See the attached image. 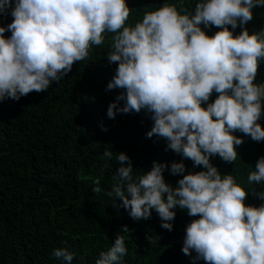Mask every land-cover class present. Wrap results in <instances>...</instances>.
Listing matches in <instances>:
<instances>
[{
	"label": "clouds",
	"instance_id": "clouds-1",
	"mask_svg": "<svg viewBox=\"0 0 264 264\" xmlns=\"http://www.w3.org/2000/svg\"><path fill=\"white\" fill-rule=\"evenodd\" d=\"M258 6L264 7V0H198L189 12L166 2L131 25L126 0H0V15L12 17L0 26V102L45 92L53 81L59 84L74 63L86 60L93 46L103 45L111 34L105 58L117 67L107 90L123 91L109 103L107 117L145 110L153 120L146 136L164 138L166 150L203 170L184 174L182 162L153 161L148 172L137 176L130 158L120 152L115 157L120 167L106 194L118 198L115 207L136 221L149 219L155 210L161 228L169 232L173 209L198 217L186 226L182 246L185 255L195 252L193 261L264 264V203L246 205L248 190L210 162L217 155L226 163L236 161L243 140L234 132L264 140L258 123L264 83H254L264 60V29L250 34L244 27ZM201 25L219 30L209 36ZM238 25L241 31L234 35ZM6 31L11 33L7 38ZM213 92L216 98L209 103ZM112 158L105 149L100 173L92 178L93 193L101 192ZM166 169L183 174L177 187L165 182ZM262 182L264 156L247 175L249 185ZM254 194L264 200V192ZM128 231L122 225L119 233ZM125 239L117 234L95 264H120L128 251ZM51 255L61 264H72L76 256L64 247Z\"/></svg>",
	"mask_w": 264,
	"mask_h": 264
},
{
	"label": "trees",
	"instance_id": "trees-1",
	"mask_svg": "<svg viewBox=\"0 0 264 264\" xmlns=\"http://www.w3.org/2000/svg\"><path fill=\"white\" fill-rule=\"evenodd\" d=\"M166 2L191 12L198 0H126L131 9L128 24L134 25L145 12ZM252 13L253 19L244 25L250 34L264 29V7H254ZM11 21L10 14L0 15V26ZM201 28L209 36L219 30ZM240 31L238 25L234 35ZM4 35L7 38L11 33ZM110 38L106 34L103 45L93 46L86 60L74 63L60 83L53 81L47 91L0 102V264H61L51 255L59 247L76 254L72 264H95L117 234L125 235L128 250L120 264H206L202 259L193 261L195 252L192 256L182 252L185 228L198 217L173 209L176 215L169 232L161 228L155 210L149 219L136 221L128 211L115 207L121 203L118 198L106 194L120 167L115 160L120 152L130 158L137 176L148 172L153 161L169 166L182 162L184 174L203 170L166 150L164 138L146 136L153 120L145 110L107 117L109 103L123 91L107 90L117 67L105 58ZM254 83H264V60ZM216 95L213 92L208 102ZM258 123L264 128V101ZM233 135L243 140L236 147V161L226 163L217 155L210 162L248 190L246 205L258 207L264 200L254 193L264 192V182L249 185L247 175L264 156V140L253 141L239 131ZM105 149L113 152V158L104 171L101 192L93 193L92 178L100 173ZM182 175H171L167 169L163 173L165 182L174 188ZM122 225L128 226V233H119Z\"/></svg>",
	"mask_w": 264,
	"mask_h": 264
}]
</instances>
